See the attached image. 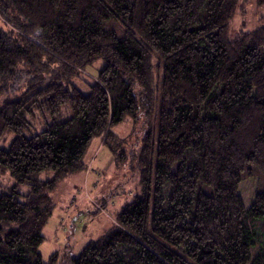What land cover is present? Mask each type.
I'll return each instance as SVG.
<instances>
[{
    "label": "trees",
    "instance_id": "16d2710c",
    "mask_svg": "<svg viewBox=\"0 0 264 264\" xmlns=\"http://www.w3.org/2000/svg\"><path fill=\"white\" fill-rule=\"evenodd\" d=\"M242 1L0 0V264H264V19L231 38ZM139 118L131 201L43 263L58 182L94 139L126 161L113 129Z\"/></svg>",
    "mask_w": 264,
    "mask_h": 264
},
{
    "label": "rangeland",
    "instance_id": "374dc122",
    "mask_svg": "<svg viewBox=\"0 0 264 264\" xmlns=\"http://www.w3.org/2000/svg\"><path fill=\"white\" fill-rule=\"evenodd\" d=\"M230 26V37L240 32H250L264 19V6L255 0L242 1ZM104 64L98 60L80 73L74 80L75 87L83 93L88 92L87 84H92ZM83 79V80H81ZM137 124L127 120L118 125L113 132L124 140L126 161L119 160L120 153H112L103 146L100 138L94 139L85 155L82 171L68 175L57 184L51 194L55 209L42 230L43 241L38 248L42 262L47 263L52 254H58V261L64 256L76 257L82 248L97 240L113 224L116 213L131 201V195L138 187V172L132 155L140 147L145 134L143 118ZM7 137L5 145L10 141ZM51 173L42 175V180L51 179ZM4 185H13L6 175L1 179ZM21 193L27 192L20 186ZM255 191L254 181L247 180L241 186V196L248 206Z\"/></svg>",
    "mask_w": 264,
    "mask_h": 264
}]
</instances>
